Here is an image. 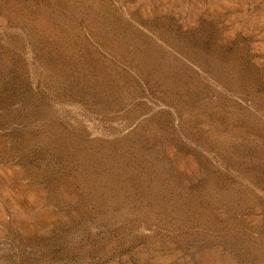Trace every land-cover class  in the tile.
<instances>
[{
	"label": "rangeland",
	"instance_id": "374dc122",
	"mask_svg": "<svg viewBox=\"0 0 264 264\" xmlns=\"http://www.w3.org/2000/svg\"><path fill=\"white\" fill-rule=\"evenodd\" d=\"M0 264H264V0H0Z\"/></svg>",
	"mask_w": 264,
	"mask_h": 264
}]
</instances>
